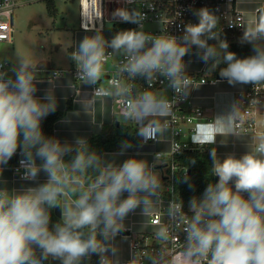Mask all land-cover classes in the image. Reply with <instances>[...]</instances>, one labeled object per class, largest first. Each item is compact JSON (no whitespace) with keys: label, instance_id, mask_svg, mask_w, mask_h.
Returning <instances> with one entry per match:
<instances>
[{"label":"clouds","instance_id":"obj_1","mask_svg":"<svg viewBox=\"0 0 264 264\" xmlns=\"http://www.w3.org/2000/svg\"><path fill=\"white\" fill-rule=\"evenodd\" d=\"M123 3L153 7L151 0ZM193 15L198 22L186 24L179 37L163 28L159 35L146 31L147 17L140 7H119L112 13V21L137 28L118 31L110 40L102 25L86 29L94 34L84 36L66 53L76 66L75 80L92 88L90 95L77 101L84 113L89 115L97 101L120 99L116 120L136 124L144 143L166 136L176 100L186 98L195 87L184 60L193 48L208 71L219 68V77L229 85L264 84V14H258L254 26L240 25L244 31L239 43L250 44L253 52L244 58L228 50L214 11L205 7ZM110 56L118 58L111 77L105 69ZM8 63L0 57V175L19 150L17 172L22 170V179L37 182L41 172L47 179L21 189L0 187V264H84L93 255L99 257L98 264H121L115 241L126 229V218L137 208L146 217L163 203L164 186L155 171L160 153L152 164L136 156L117 163L115 157L132 147L129 141H122L120 152L109 158L85 137L61 142L46 136L42 121L56 112L58 103L54 87L46 89L43 97L36 95L43 61L15 51L10 67ZM62 76L61 71L51 74L55 81ZM160 77L176 93L175 99L151 90ZM138 78L149 87L138 88ZM105 79L107 86L102 85ZM242 114L240 103H233L205 126L210 134L194 136L193 143L203 147L214 144L217 137L239 138L237 122ZM210 157L216 182L208 183L201 196L191 197L190 215L183 210V201L176 197L169 201L166 223L154 232L159 251L134 252L127 264H264V133L256 137L254 148L248 147L239 157L228 154L221 159L215 148ZM188 181L185 174L184 182ZM188 187L193 189L190 183ZM53 209L60 211L55 223ZM176 240L178 255L164 246Z\"/></svg>","mask_w":264,"mask_h":264},{"label":"crops","instance_id":"obj_2","mask_svg":"<svg viewBox=\"0 0 264 264\" xmlns=\"http://www.w3.org/2000/svg\"><path fill=\"white\" fill-rule=\"evenodd\" d=\"M237 6L243 12L246 20L245 26L248 27L255 23L256 11L260 7L264 6V0H237ZM92 34L93 33L91 31H84L80 29L75 36L74 45H72L69 52L74 49L75 45H77L84 36ZM209 43H215V41H209ZM195 53L196 49L193 48L191 53L184 57L185 62L188 64L187 68L193 72L200 71L202 74L207 76L210 81L207 84L196 85L190 91V94L194 97V102L200 105L204 111V117L198 121L199 124L196 135L203 137L210 134L204 131L208 122L213 120V118L217 115H222L230 110L231 105L233 104L234 91L241 88L242 85L232 86L229 85L226 80L217 79L216 70L212 71L214 76L209 74V66L201 62ZM43 65L44 70L38 77L41 82L37 84L38 91L36 95L38 97H43L46 89L54 87L58 103L57 110L63 111V115L55 122L54 125L55 138L59 139L61 142H73L77 137H85L88 139L91 135L101 131L102 127L99 126L101 123L103 125L105 123L119 122L116 119L120 118V114L115 111L112 100L97 101L94 110H92L89 115L85 114L81 105L77 101L86 94L90 95L92 88L80 85L81 82L74 80L69 73L63 74V76L56 81L55 78L51 77L52 73L49 69H70L76 67L74 62H72L69 58L61 61L60 65L55 62L53 63V66H48L44 64V62ZM9 75H12V73H9ZM49 80H51L54 84H50ZM214 81L219 82L215 83ZM102 85H107L104 80L102 81ZM156 91H164L168 99L172 94L171 88L168 86L156 89ZM69 99L72 101V107L67 109V102ZM121 121L124 120L121 118ZM128 123L134 124L132 122ZM134 125L136 126V124ZM237 132L239 134V138L227 136L217 137L214 144L207 145L215 148L217 155L221 159L228 154H234L239 157L248 151V147L254 148L255 138L251 132ZM140 138L141 144L137 148L127 151L123 156L115 157L117 163H121L124 159L132 156H136L139 159H146L150 164L154 163L156 152L167 151L169 149L172 132L169 129L166 136L161 138L157 137V140L155 141L149 139L146 143L143 142L142 137ZM192 138H194V135H191L188 129L181 135L182 140L192 141ZM222 140L224 141L223 143L221 142ZM119 152L120 151H106L104 153L109 154V158H112L111 154ZM20 157L21 155L18 150L17 154L13 156L6 166H4V171L2 175H0V187H7L9 190L21 189L28 186H35L37 182L44 183L46 181L47 177L43 172L40 173L37 182L27 181L17 177L12 170V165H14ZM168 167L167 160L163 158H161V163L156 164L155 171L159 173L161 180L168 174ZM124 195L127 196V193ZM162 204L163 203L154 206L146 217L142 215V210L137 208L135 212L130 213L126 218V229L116 238L115 241L120 248L121 262L129 255L130 242L132 238L140 237L155 229L149 223V218L154 211L162 206ZM52 213H54L58 220L60 219V215L56 214L55 209L52 210ZM47 264H59V261H49ZM84 264H92V257L90 260L85 261Z\"/></svg>","mask_w":264,"mask_h":264},{"label":"built area","instance_id":"obj_3","mask_svg":"<svg viewBox=\"0 0 264 264\" xmlns=\"http://www.w3.org/2000/svg\"><path fill=\"white\" fill-rule=\"evenodd\" d=\"M42 0H0V42L13 43L14 39V10L15 8ZM47 1V0H44ZM98 2L100 12H95L93 15L88 13L86 10V4ZM153 7L151 9L145 7L143 4H131L125 5L123 0H80V15H81V30L88 31L86 29L100 28L98 23L99 17L101 20H111L112 14L118 7H127L129 10L132 8L140 7L141 11L146 14V20L144 23H158V27L153 30H147L152 34L159 35L163 29H167V32L171 35L181 36L183 33L184 26L188 23H197L198 19L193 15L195 10L200 8H208L215 12L220 17V24L217 27L218 31H222V34L230 31H244V28L240 25L245 26V16L243 12L237 6V0H151ZM235 24V25H231ZM231 25V26H230ZM246 27V26H245ZM105 27H103L104 29ZM137 28L135 24L134 29ZM94 34V31H91ZM106 39H111L105 36ZM111 51V49H109ZM0 57H2L0 53ZM112 63L110 68L107 64ZM118 63V58L110 56L107 64L105 65L106 72L109 77L114 74L115 69L113 65ZM11 63L6 64V67H10ZM46 70V69H45ZM51 73L55 71H61L63 74L69 73L75 80L76 67L65 69V68H53L49 69ZM187 74L194 79V86L200 84L209 83L207 76L202 74L200 71H190L187 68ZM107 78V77H106ZM106 84L107 80L105 79ZM138 88L147 89L149 86L144 79L138 78L136 80ZM168 85L167 80L160 77L152 85L151 90H156ZM107 86V85H106ZM172 94L169 100L176 98V93L171 89ZM115 111L120 114L122 101L120 99L112 100ZM239 102L242 108V118L237 122V131L251 132L255 138L264 133V120L259 122L258 115L264 112V109H260L259 106L264 102V84L260 85H242L241 88L234 91L233 103ZM204 117L203 108L194 102V97L189 93L186 98L176 100L173 106V116L169 117L171 122L170 131L172 132V138L170 140V147L167 151H158L160 158L170 160L176 153H179L185 149H191L198 144L193 143V140H182L181 135L185 130H189L191 135H197V127L199 120ZM157 140V139H156ZM155 141V140H153ZM254 143V147H255ZM12 165V170L15 175L22 178L21 172H17L20 168V160ZM170 171L168 173L169 184L164 185V190L170 194L169 199L163 198V204L156 211H154L150 218L149 223L155 228L153 231L146 233L140 237L131 239L130 249L128 257L121 262V264H127V261L131 258V254L138 251H144L152 253L153 251H159L160 245L156 243L154 232L158 230L160 226L166 223V210L169 201L173 197V177L174 172L177 169L175 162H169ZM185 173V171H184ZM187 173V170H186ZM171 189L172 191H169ZM183 210L189 215V208L183 204ZM180 242L184 240V233L179 234ZM179 240L164 245L174 255H178L180 242ZM143 254V253H141ZM147 264V262H146Z\"/></svg>","mask_w":264,"mask_h":264},{"label":"trees","instance_id":"obj_4","mask_svg":"<svg viewBox=\"0 0 264 264\" xmlns=\"http://www.w3.org/2000/svg\"><path fill=\"white\" fill-rule=\"evenodd\" d=\"M48 9L50 13H56L57 9L54 6V0H47ZM135 24L119 22L115 27L104 28V36L112 38L118 31L134 29ZM243 35V31H230L222 34L221 38L226 39L229 42V51L235 52L239 58H244L252 55L249 44L241 45L239 43L240 37ZM226 65L221 64L220 67ZM219 73V68L216 69ZM72 107L71 99L67 102V109ZM63 111L56 110L54 114H50L46 119L42 121V129L46 136L54 137V125L55 122L61 118ZM122 123V124H121ZM116 123H105L99 133L93 134L88 138L90 146L104 153L106 151H120V144L122 141H129L132 147L127 151H131L137 148L141 144V138L137 135V127L134 124L121 121ZM212 147L205 145L203 147L197 145L191 149H185L176 153L173 158L167 160L173 161L177 165V169L174 172L172 181L173 185V197L183 201L185 206L189 205L191 197L196 195H202L205 187L210 182H215L216 177L211 175L212 160L210 152ZM195 161L193 164L192 162ZM187 173H184V170ZM170 171V167H168ZM169 173V172H168ZM185 174L189 177L188 183L193 185V189H189L188 183L184 182ZM162 184H169L168 174L162 178ZM171 196L168 192L164 191L163 198L169 199ZM59 221L58 218L52 213V223ZM99 257L92 256V264H98Z\"/></svg>","mask_w":264,"mask_h":264},{"label":"rangeland","instance_id":"obj_5","mask_svg":"<svg viewBox=\"0 0 264 264\" xmlns=\"http://www.w3.org/2000/svg\"><path fill=\"white\" fill-rule=\"evenodd\" d=\"M53 3L57 9L53 14L48 9V2L44 0L15 8L13 43L0 42L2 57L11 62L16 51L33 56L48 66H53L54 62L60 65L61 61L67 60L66 53L74 45L75 36L81 29L80 0H54ZM256 22L257 11L255 23L251 26ZM98 23L105 28H111L119 22L99 18ZM144 25L147 30L158 27V23ZM249 46L252 52V46ZM107 65L112 67L110 62ZM209 74L214 76L213 72ZM259 108L264 109V102ZM258 120H264V112L258 115Z\"/></svg>","mask_w":264,"mask_h":264},{"label":"bare ground","instance_id":"obj_6","mask_svg":"<svg viewBox=\"0 0 264 264\" xmlns=\"http://www.w3.org/2000/svg\"><path fill=\"white\" fill-rule=\"evenodd\" d=\"M85 4L88 13L93 15L95 12H100L98 2L96 4L94 2L92 4L85 2Z\"/></svg>","mask_w":264,"mask_h":264},{"label":"water","instance_id":"obj_7","mask_svg":"<svg viewBox=\"0 0 264 264\" xmlns=\"http://www.w3.org/2000/svg\"><path fill=\"white\" fill-rule=\"evenodd\" d=\"M258 14H264V6L260 7V8L257 10V18H258ZM216 77H217V79H221V78L219 77V73L216 74ZM217 179H218V178L216 177V180H217ZM216 180H215V182H216ZM55 212H56L57 215H60V211H59V209H55Z\"/></svg>","mask_w":264,"mask_h":264}]
</instances>
